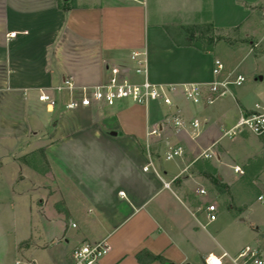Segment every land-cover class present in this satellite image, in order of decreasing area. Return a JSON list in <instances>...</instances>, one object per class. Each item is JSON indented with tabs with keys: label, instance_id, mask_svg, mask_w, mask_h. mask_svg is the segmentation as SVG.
<instances>
[{
	"label": "crops",
	"instance_id": "crops-1",
	"mask_svg": "<svg viewBox=\"0 0 264 264\" xmlns=\"http://www.w3.org/2000/svg\"><path fill=\"white\" fill-rule=\"evenodd\" d=\"M245 2L0 0V142L20 148L13 155L20 175L11 184L30 183L15 192L26 196L27 216H36V228L16 245L23 264H70L85 242L107 243L102 264H204L209 254L264 248V229L245 217L220 224L217 196L202 198L209 176L229 186L214 157H224L220 141L242 114L264 110V76L255 73L254 82L234 92L237 116L225 103L209 106L208 84L232 72L220 50L236 47L218 42L204 51L189 34V26L212 24L229 35L250 14ZM135 51L146 52L157 84H202L199 106L178 92L172 105L151 102L168 106L160 113L132 100L66 108L82 88L107 81L110 67L131 71ZM216 59L224 64L220 75L213 73ZM67 79L75 88L60 90ZM42 93L55 105L40 101ZM175 116L183 127L174 125ZM177 146L183 154L166 162ZM34 151L44 171L22 163ZM209 204L216 205L215 221L207 217Z\"/></svg>",
	"mask_w": 264,
	"mask_h": 264
},
{
	"label": "rangeland",
	"instance_id": "rangeland-1",
	"mask_svg": "<svg viewBox=\"0 0 264 264\" xmlns=\"http://www.w3.org/2000/svg\"><path fill=\"white\" fill-rule=\"evenodd\" d=\"M246 1L245 6L250 8V14L243 18V25L237 26L233 32L228 33L229 35L215 31L210 24L189 26V34L195 37L197 44H207V46L214 44L215 46L219 42L236 47L233 50L226 48L220 50L219 56L232 70L230 80H235L241 74L246 81L242 85L231 86L230 93L209 105L214 107L225 103L230 108L232 107L229 109L232 110V116L238 114L237 104L233 97L234 92L254 82L255 73L264 76V0ZM262 86L264 87V80H262ZM185 98H182L183 102L190 106H199ZM150 106L151 109L155 108V111L159 113L168 108V106L159 103H151ZM169 108L172 109V107ZM220 142L223 146L222 155L224 157L218 159L215 156L214 163L229 186L218 180V175L216 177L209 176L208 180L211 182V186L208 194L202 198L211 199L215 195L217 196L221 213L218 223H223L227 216L237 219L245 217V224L264 229V202L259 200L260 196H264V133L257 135L249 130L241 129L235 136L223 137ZM24 147L22 145V148ZM18 151L20 148L17 145L0 142V264H15L16 261L23 264L25 259L18 253L16 245L19 244L23 235L29 233L30 228H36L31 224L36 216L34 214L32 218L27 216L26 196H20L15 192L24 186L30 187V183L21 181L19 178V183L17 182L14 186L11 184V180L15 177L13 175H16L17 178L20 175V163L13 160V155ZM39 155L41 156L39 152H31L23 158L22 163H27L40 172L44 171L45 168L47 169V164ZM170 161L166 162L171 163L172 161ZM49 166L48 169H50ZM236 166L240 168V171H234ZM24 174L34 175L27 168H24ZM34 177L31 179L38 180ZM9 186L15 187L13 192ZM42 193L40 192V194ZM33 197L35 203L32 202V204H36L39 194L35 193ZM27 199L29 201V198ZM235 232L239 233L237 229Z\"/></svg>",
	"mask_w": 264,
	"mask_h": 264
},
{
	"label": "built area",
	"instance_id": "built-area-1",
	"mask_svg": "<svg viewBox=\"0 0 264 264\" xmlns=\"http://www.w3.org/2000/svg\"><path fill=\"white\" fill-rule=\"evenodd\" d=\"M264 21V19H263ZM15 35V33H13ZM134 67L130 71L119 66H112L109 69V78L107 81L93 87H84L81 89L82 96L80 99H72L66 104L67 109L77 108L79 106H92L95 103H101L113 106L121 100H132L133 102L148 106L151 102H162L166 105L173 104V95L182 92V94L194 103H198L203 98V85L200 83L186 84H157L149 77L148 61L146 52L135 51L131 55ZM224 70V64L220 59H216L214 63L213 73L220 75ZM231 72L221 79L210 82L207 103L212 104L215 100L226 96L230 93L233 85H242L246 79L239 74L235 80H230ZM74 89V83L67 79L64 84L59 87ZM39 100L54 106L56 100L47 93H42ZM258 107V105H257ZM176 127H183V122L178 117L173 118ZM192 125L197 128L199 123L194 121ZM241 129L260 135L264 133V110L253 112L250 114H242L237 123L230 129L225 130V135L234 136ZM153 130L152 133H156ZM183 154V147L177 146L170 148L166 153V159L172 160ZM209 157L210 154L205 153ZM235 171H240L238 166ZM200 194H207L206 189H201ZM259 200L264 202V196H260ZM207 217L210 221L217 219V208L214 204L206 207ZM109 246L106 242L90 243L85 242L74 248L72 252V261L70 264H102L103 257L109 252ZM230 258L234 264H264V248H256L246 246L235 256H230L227 252L221 255L209 254L204 258V264H222L223 260Z\"/></svg>",
	"mask_w": 264,
	"mask_h": 264
},
{
	"label": "trees",
	"instance_id": "trees-1",
	"mask_svg": "<svg viewBox=\"0 0 264 264\" xmlns=\"http://www.w3.org/2000/svg\"><path fill=\"white\" fill-rule=\"evenodd\" d=\"M210 25H211L212 28H214L212 24H210ZM214 29H215V28H214ZM199 45H200V44H199ZM201 45H204V44H201ZM206 45H207V44H206ZM206 45L202 46L201 49L204 50V51H208V50H210L211 48H207Z\"/></svg>",
	"mask_w": 264,
	"mask_h": 264
}]
</instances>
